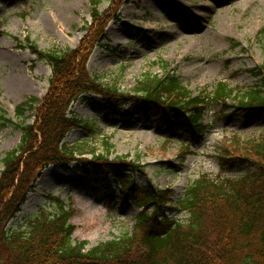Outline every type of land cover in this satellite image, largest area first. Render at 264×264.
<instances>
[{"label":"rangeland","instance_id":"obj_1","mask_svg":"<svg viewBox=\"0 0 264 264\" xmlns=\"http://www.w3.org/2000/svg\"><path fill=\"white\" fill-rule=\"evenodd\" d=\"M108 10L117 14L108 13L102 29L108 39L103 36L92 47L86 62L87 72L104 83L131 92L147 76L161 78L169 72L194 94L211 91L220 81L234 89L259 84L252 72L264 66V0H102L96 11L105 16ZM93 22L91 0H0V110L12 121L7 123L0 112V173L6 154L21 142L22 131L16 124L34 120L28 118L31 111L19 116L17 106L28 97L43 98L51 75L47 63L19 45L29 38L44 51L75 49ZM70 111L94 125V131L77 128L67 135L66 145L83 149L84 157L91 158L92 149L106 151L102 141L111 139L110 160L118 156L140 165L143 173L134 175L137 184L151 181L159 189L170 188L175 201L203 177L221 182L253 171V165L236 164L223 172L219 154L221 148L233 150L236 142L264 138V116L235 114L218 124L217 108L207 114L206 123L214 128L203 136L168 135L154 120L124 118L122 111L107 109L95 94L80 98ZM132 174L126 166L125 176ZM120 193L116 179L97 182L94 176L50 167L37 177L8 228L24 231L43 211L55 214L60 202L53 198H59L65 210H73L72 239L91 248L135 226L141 209L122 202ZM171 216L188 219L184 210Z\"/></svg>","mask_w":264,"mask_h":264},{"label":"trees","instance_id":"obj_2","mask_svg":"<svg viewBox=\"0 0 264 264\" xmlns=\"http://www.w3.org/2000/svg\"><path fill=\"white\" fill-rule=\"evenodd\" d=\"M101 1L91 0L94 22L86 27L79 47L44 51L29 38L19 45L47 63L51 75L43 98L28 97L16 108L21 117L31 111L33 115L28 118L34 120L16 124L22 131L21 142L3 159L0 264H264V138L236 142L233 150L221 148L223 172L236 164L253 165V171L221 182L203 177L177 201L172 189L137 184L135 174L143 173L140 165L118 156L110 160L109 150L114 147L109 138L102 141L106 151L96 153L92 149L91 158L84 157L83 149L64 143L74 129L93 133L94 125L70 111L73 103L91 94L101 96L114 113L122 111L124 118L160 123L168 135H204L212 128L206 124V116L213 108H217L215 123H224L235 114L264 116V66L252 72L259 78L254 87L234 89L220 81L211 91L197 94L170 73L161 78L147 76L131 92L90 76L86 62L91 49L105 36L102 29L109 15L117 17L109 10L105 16L99 14L96 10ZM230 100L235 104L230 106ZM0 112L7 123H12ZM126 166L134 173L129 177L125 176ZM50 167L65 173L94 174L97 182L118 180L120 200L141 209L133 231L88 248L85 241L72 239L73 211L65 210L59 198H53L60 202L55 214L43 211L28 222V231L10 230V221L34 190L37 177ZM183 210L188 213L186 221L171 216Z\"/></svg>","mask_w":264,"mask_h":264},{"label":"bare ground","instance_id":"obj_3","mask_svg":"<svg viewBox=\"0 0 264 264\" xmlns=\"http://www.w3.org/2000/svg\"><path fill=\"white\" fill-rule=\"evenodd\" d=\"M112 36H114V35H112Z\"/></svg>","mask_w":264,"mask_h":264}]
</instances>
